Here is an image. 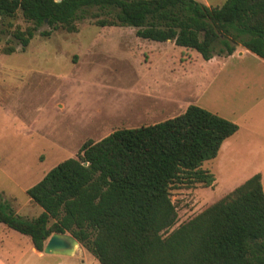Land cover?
Masks as SVG:
<instances>
[{
    "label": "trees",
    "instance_id": "obj_1",
    "mask_svg": "<svg viewBox=\"0 0 264 264\" xmlns=\"http://www.w3.org/2000/svg\"><path fill=\"white\" fill-rule=\"evenodd\" d=\"M94 7L108 11V18L96 20L100 27L134 28L139 38L174 42L206 61L217 45L226 56L238 44L264 60V0H227L217 7L197 0H0V18L21 13L31 24L12 31L26 51L43 25L77 32L82 13ZM238 131L234 122L193 104L164 122L88 140L77 158L27 190L43 210L38 217L17 215L0 197V223L29 237L39 252L52 235L70 234L99 264H264L260 173L171 230L178 221L172 191L212 186L216 177L203 165Z\"/></svg>",
    "mask_w": 264,
    "mask_h": 264
},
{
    "label": "rangeland",
    "instance_id": "obj_2",
    "mask_svg": "<svg viewBox=\"0 0 264 264\" xmlns=\"http://www.w3.org/2000/svg\"><path fill=\"white\" fill-rule=\"evenodd\" d=\"M209 1L217 7L227 0ZM82 15L74 33L43 25L26 51L12 31L31 24L21 13L0 18V197L17 215L33 219L43 212L27 190L77 158L86 141L164 122L193 104L234 122L239 131L203 165L216 177L212 186L172 191L178 221L171 230L258 173L264 186V60L238 44L226 56L217 45L206 61L174 42L139 38L134 28L98 26L108 11L94 7ZM45 31L51 35L43 37ZM4 48L15 52L5 54ZM0 264L99 262L82 245L73 256L39 252L29 237L0 223Z\"/></svg>",
    "mask_w": 264,
    "mask_h": 264
},
{
    "label": "water",
    "instance_id": "obj_3",
    "mask_svg": "<svg viewBox=\"0 0 264 264\" xmlns=\"http://www.w3.org/2000/svg\"><path fill=\"white\" fill-rule=\"evenodd\" d=\"M81 243L70 234H54L46 243L44 253L73 256Z\"/></svg>",
    "mask_w": 264,
    "mask_h": 264
},
{
    "label": "crops",
    "instance_id": "obj_4",
    "mask_svg": "<svg viewBox=\"0 0 264 264\" xmlns=\"http://www.w3.org/2000/svg\"><path fill=\"white\" fill-rule=\"evenodd\" d=\"M205 4V3H204ZM206 5L211 6L210 1L206 0ZM263 179V178H262Z\"/></svg>",
    "mask_w": 264,
    "mask_h": 264
}]
</instances>
